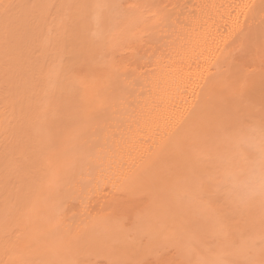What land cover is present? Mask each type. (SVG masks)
Here are the masks:
<instances>
[{"label":"bare ground","instance_id":"obj_1","mask_svg":"<svg viewBox=\"0 0 264 264\" xmlns=\"http://www.w3.org/2000/svg\"><path fill=\"white\" fill-rule=\"evenodd\" d=\"M262 243L264 0H0V264Z\"/></svg>","mask_w":264,"mask_h":264},{"label":"rangeland","instance_id":"obj_2","mask_svg":"<svg viewBox=\"0 0 264 264\" xmlns=\"http://www.w3.org/2000/svg\"><path fill=\"white\" fill-rule=\"evenodd\" d=\"M247 187L249 188V186H247ZM251 187H252V186H251ZM251 187H250V188H251ZM253 188H254V191L257 190V189L255 190L256 187H253ZM251 189H252V188H251ZM244 190H246V189H244ZM252 190H253V189H252ZM252 190L250 191V189H249V192L252 193ZM246 191H247V190H246ZM246 191H245V192H246ZM245 192H243V194H244ZM247 192H248V191H247ZM247 192H246V193H247ZM250 193H247V194H250ZM245 195H246V194H245ZM253 216H255V215H253ZM256 216H258V215H256ZM196 224H197V222H196ZM261 230H262V229H261ZM262 245H263V246H262ZM260 246L264 247V243L260 244L258 247H260ZM259 249H262V248L260 247Z\"/></svg>","mask_w":264,"mask_h":264}]
</instances>
